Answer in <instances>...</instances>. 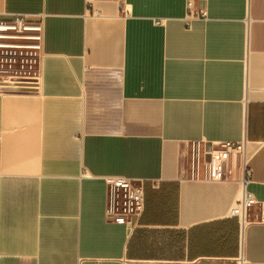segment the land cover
<instances>
[{
  "label": "crops",
  "instance_id": "1",
  "mask_svg": "<svg viewBox=\"0 0 264 264\" xmlns=\"http://www.w3.org/2000/svg\"><path fill=\"white\" fill-rule=\"evenodd\" d=\"M17 15L44 40L37 89L0 92V264H264V0H0ZM111 177L143 183L132 229Z\"/></svg>",
  "mask_w": 264,
  "mask_h": 264
},
{
  "label": "built area",
  "instance_id": "2",
  "mask_svg": "<svg viewBox=\"0 0 264 264\" xmlns=\"http://www.w3.org/2000/svg\"><path fill=\"white\" fill-rule=\"evenodd\" d=\"M207 20L206 12H193L191 3L188 4L187 20ZM159 24V23H157ZM190 28V26H189ZM44 40L43 22H34L26 15H17L12 20L0 21V92L31 93L38 87L36 77L37 52L42 50ZM31 64L34 74L19 75L20 69H26L24 64ZM245 153V142H225L213 144L206 151V165L210 179L223 181L227 178L228 162L233 156ZM243 180L246 186L252 180V174L245 167ZM108 207L107 217L110 220H121L129 228H134L145 210V190L142 182L124 178H107ZM257 201L252 194L245 191L239 206L233 211V216L239 220L243 232L247 224V212ZM244 211L242 221L241 212Z\"/></svg>",
  "mask_w": 264,
  "mask_h": 264
},
{
  "label": "rangeland",
  "instance_id": "3",
  "mask_svg": "<svg viewBox=\"0 0 264 264\" xmlns=\"http://www.w3.org/2000/svg\"><path fill=\"white\" fill-rule=\"evenodd\" d=\"M31 64L29 63H25L24 64V66H26V67H24V68H26L25 70L24 69H20V64H18L17 66V69H19L18 70V72H19V75H25V73L27 74L28 73V75H32V74H34V69L33 70H31V67H29ZM32 73V74H31Z\"/></svg>",
  "mask_w": 264,
  "mask_h": 264
},
{
  "label": "bare ground",
  "instance_id": "4",
  "mask_svg": "<svg viewBox=\"0 0 264 264\" xmlns=\"http://www.w3.org/2000/svg\"><path fill=\"white\" fill-rule=\"evenodd\" d=\"M241 218H242V221L244 219V211L241 212Z\"/></svg>",
  "mask_w": 264,
  "mask_h": 264
}]
</instances>
